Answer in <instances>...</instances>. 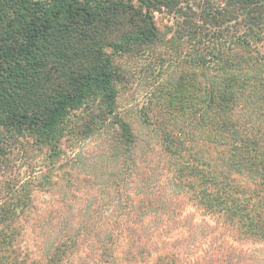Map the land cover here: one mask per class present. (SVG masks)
I'll use <instances>...</instances> for the list:
<instances>
[{
  "label": "trees",
  "instance_id": "obj_1",
  "mask_svg": "<svg viewBox=\"0 0 264 264\" xmlns=\"http://www.w3.org/2000/svg\"><path fill=\"white\" fill-rule=\"evenodd\" d=\"M181 1L0 0V127L57 157L82 108L83 131L119 127L137 170L138 137L116 113L119 74L107 50L150 52L164 42L154 13ZM224 1L199 16L203 25L182 27L196 41L188 68L167 78L154 95L159 114L144 120L158 135L171 196L150 188L117 206L130 212L94 234L92 264H264V251L241 248L264 244V0ZM178 198L202 212L199 224ZM19 209L0 206V264H66L93 237L88 226L71 230L37 262L19 250Z\"/></svg>",
  "mask_w": 264,
  "mask_h": 264
},
{
  "label": "rangeland",
  "instance_id": "obj_2",
  "mask_svg": "<svg viewBox=\"0 0 264 264\" xmlns=\"http://www.w3.org/2000/svg\"><path fill=\"white\" fill-rule=\"evenodd\" d=\"M225 8L224 0H182L176 11L163 9L154 13L164 42L151 46L150 52L114 54L107 50L119 74L116 113L129 123L138 137L137 170L130 146L118 141L119 127L93 129L92 133L83 131L82 124L87 125L89 121L82 117V108L70 114L72 124L77 125L74 130L77 135L63 138L57 157H52L48 146H40L26 135L0 127V206L25 208L22 213L20 209L14 212L22 214L16 223L21 232L20 251L39 262L55 240L71 230L75 232L88 226L92 228L93 237L82 242L80 253L66 264H92L97 252L94 234L114 228L117 215L130 212L117 206L143 200L150 188L161 191L163 187L171 196L166 159L158 135L152 133L153 129L144 120H153L159 114L154 95L167 78L188 68L184 59L192 55L196 41L183 37L182 27L194 19L203 25L199 16ZM21 195L30 198L26 207L19 199ZM176 200L175 205L181 206L189 222L199 224L202 212L184 198ZM211 227L216 228V225L212 223ZM2 229L0 227V232ZM175 233L174 230L168 235L172 236L170 243ZM227 242L235 245L231 238H227ZM241 248L248 252L264 251V244L246 243Z\"/></svg>",
  "mask_w": 264,
  "mask_h": 264
}]
</instances>
